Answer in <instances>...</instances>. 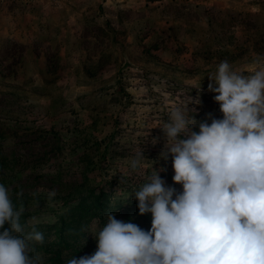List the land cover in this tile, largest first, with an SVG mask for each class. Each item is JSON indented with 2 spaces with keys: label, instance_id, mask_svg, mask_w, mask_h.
Here are the masks:
<instances>
[{
  "label": "rangeland",
  "instance_id": "obj_1",
  "mask_svg": "<svg viewBox=\"0 0 264 264\" xmlns=\"http://www.w3.org/2000/svg\"><path fill=\"white\" fill-rule=\"evenodd\" d=\"M257 59L264 0H0V180L25 233H43L33 255H92L97 242L80 230L103 227L108 212L149 230L151 214L129 196L144 183L129 160L142 148L144 171L165 168V186L181 192L171 155L160 158V126L175 107L222 119L207 76L222 61L251 71ZM101 190V217L76 209Z\"/></svg>",
  "mask_w": 264,
  "mask_h": 264
},
{
  "label": "clouds",
  "instance_id": "obj_2",
  "mask_svg": "<svg viewBox=\"0 0 264 264\" xmlns=\"http://www.w3.org/2000/svg\"><path fill=\"white\" fill-rule=\"evenodd\" d=\"M255 63L244 72L222 61L207 76L222 119L209 113L210 124L197 121L187 115L195 110L175 107L160 126L165 140L160 158L171 155L181 192L165 186L159 175L165 168L144 171L142 148L129 160L128 174L144 179L129 196L140 215L151 214V228L108 212L103 227L80 230L87 233L85 242L89 235L96 240L97 250L66 264H264V64ZM189 103L199 104V96ZM23 211L0 183V264H42L33 245L43 244V233L35 227L25 233Z\"/></svg>",
  "mask_w": 264,
  "mask_h": 264
},
{
  "label": "trees",
  "instance_id": "obj_3",
  "mask_svg": "<svg viewBox=\"0 0 264 264\" xmlns=\"http://www.w3.org/2000/svg\"><path fill=\"white\" fill-rule=\"evenodd\" d=\"M1 168H2V161L0 160V170ZM1 182L2 180H0V183ZM88 205L90 206L91 211H93L92 213H95V215L99 217L102 216L104 209V193L102 192V190L99 191L98 193L90 192L87 194L86 197L81 198L76 206V209L78 211H82L83 209H85V207L87 208Z\"/></svg>",
  "mask_w": 264,
  "mask_h": 264
}]
</instances>
